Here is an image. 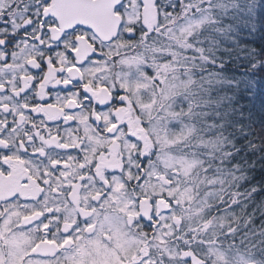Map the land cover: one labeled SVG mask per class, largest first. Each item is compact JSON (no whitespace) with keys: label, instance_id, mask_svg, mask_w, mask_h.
<instances>
[{"label":"snow or ice","instance_id":"1","mask_svg":"<svg viewBox=\"0 0 264 264\" xmlns=\"http://www.w3.org/2000/svg\"><path fill=\"white\" fill-rule=\"evenodd\" d=\"M213 23L212 0H0V264H264L258 188L193 122Z\"/></svg>","mask_w":264,"mask_h":264},{"label":"trees","instance_id":"2","mask_svg":"<svg viewBox=\"0 0 264 264\" xmlns=\"http://www.w3.org/2000/svg\"><path fill=\"white\" fill-rule=\"evenodd\" d=\"M161 2L175 5L177 11L181 5V0ZM212 15L215 23L203 25L192 37L194 46L204 48L209 56L196 69L195 78L215 73L221 82L203 94L208 103L201 110L207 116L193 122L209 138L226 137L233 152L228 166L241 165L246 177L241 190L258 188L248 210H255L259 227L264 221V0H212ZM186 104L183 98L176 100L177 108ZM202 122L216 127H203ZM168 127L175 132L182 124L172 120ZM235 239L239 242L240 236ZM253 255L264 260V249L257 247Z\"/></svg>","mask_w":264,"mask_h":264},{"label":"rangeland","instance_id":"3","mask_svg":"<svg viewBox=\"0 0 264 264\" xmlns=\"http://www.w3.org/2000/svg\"><path fill=\"white\" fill-rule=\"evenodd\" d=\"M162 3V2H161ZM163 5V4H162ZM180 8H181V5H180V7H179V10H180ZM197 18H199V17H197ZM152 70H151V68H148L147 69V72H151ZM92 253H95L98 257H101V259H104L105 257H104V254L103 253H101L100 252V250L99 249H97V248H93L92 249V252H90V253H87V255H92Z\"/></svg>","mask_w":264,"mask_h":264}]
</instances>
